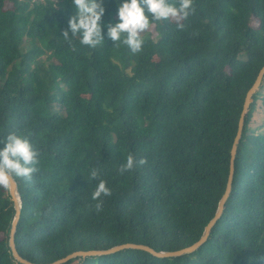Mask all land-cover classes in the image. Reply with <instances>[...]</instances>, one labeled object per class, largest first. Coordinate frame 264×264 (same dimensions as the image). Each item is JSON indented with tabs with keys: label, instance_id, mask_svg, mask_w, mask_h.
Listing matches in <instances>:
<instances>
[{
	"label": "trees",
	"instance_id": "obj_1",
	"mask_svg": "<svg viewBox=\"0 0 264 264\" xmlns=\"http://www.w3.org/2000/svg\"><path fill=\"white\" fill-rule=\"evenodd\" d=\"M104 2L107 25L117 5ZM74 12L71 0H0V140L26 136L39 159L30 178H15L17 250L51 264L128 243L187 248L226 190L245 98L264 66V0H193L188 18L153 21L135 54L111 40L90 48L62 37ZM261 107L264 80L232 192L196 251L160 258L126 248L64 264H264V122L252 125ZM130 155L146 163L124 170ZM99 180L111 195L97 211ZM15 214L0 186V264H22L9 244Z\"/></svg>",
	"mask_w": 264,
	"mask_h": 264
},
{
	"label": "clouds",
	"instance_id": "obj_2",
	"mask_svg": "<svg viewBox=\"0 0 264 264\" xmlns=\"http://www.w3.org/2000/svg\"><path fill=\"white\" fill-rule=\"evenodd\" d=\"M71 3L75 12L69 18L62 37L70 40L79 36V43L90 48L111 40L114 44L122 43L134 54L142 51L144 40L141 34L150 28L153 21L173 17L186 19L193 12V0H116L117 19L105 25L103 17L107 9L104 0H71ZM38 163V151L26 136L10 132L0 140V186L9 188L13 178H30ZM145 163L144 158L137 161L130 155L123 168L127 170ZM90 175L95 179L97 170L93 169ZM109 195L111 189L104 180H99L91 196L97 201V211L101 209L100 198Z\"/></svg>",
	"mask_w": 264,
	"mask_h": 264
},
{
	"label": "water",
	"instance_id": "obj_3",
	"mask_svg": "<svg viewBox=\"0 0 264 264\" xmlns=\"http://www.w3.org/2000/svg\"><path fill=\"white\" fill-rule=\"evenodd\" d=\"M263 80H264V66L261 69L255 83L250 88V90L248 91L246 98H245L243 111H242L240 121H239L237 136L235 138V141H234V144L232 147V151H231L230 174H229L225 193L219 202L215 217L207 225L201 239L198 242H196L195 244H193L187 248L177 250V251H157V250H155L149 246H146V245L128 243V244L115 246V247L108 249V250L76 251V252L66 256L65 258L57 260L51 264H64L71 259H76V258H80V257L111 254V253H114V252H117V251H120V250H123L126 248L145 250V251L150 252L154 256H157L160 258L177 257V256H182L185 254L192 253V252L196 251L201 245H203L207 241L213 226L216 224V222L222 216L224 209H225L226 202H227V200H228V198L232 192L233 179H234V174H235V160L237 157L238 146H239L240 140H241L242 135H243V130H244V126H245V117L249 113V111L251 110V105L253 102L254 94L260 89ZM9 190H10V194L12 196V199L15 203V209H16V214H15V217L13 220V226H12L11 236H10V241H9L13 256L18 262H20L22 264H35V263H32V262L24 259L19 254L17 247H16L15 235L17 232L18 223H19L20 218H21L23 200H22L19 188H18V183H17L15 178H13V180L11 182V186L9 187Z\"/></svg>",
	"mask_w": 264,
	"mask_h": 264
},
{
	"label": "rangeland",
	"instance_id": "obj_4",
	"mask_svg": "<svg viewBox=\"0 0 264 264\" xmlns=\"http://www.w3.org/2000/svg\"><path fill=\"white\" fill-rule=\"evenodd\" d=\"M180 17H173L174 20L178 21ZM255 114V119L252 122V125H254L255 128H258L263 122H264V111L262 107L260 109H257ZM258 130V129H257Z\"/></svg>",
	"mask_w": 264,
	"mask_h": 264
}]
</instances>
